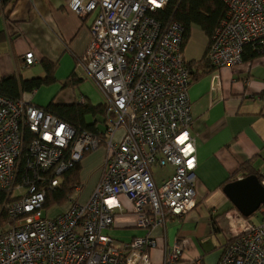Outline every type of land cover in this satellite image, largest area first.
Masks as SVG:
<instances>
[{
	"label": "built area",
	"instance_id": "built-area-1",
	"mask_svg": "<svg viewBox=\"0 0 264 264\" xmlns=\"http://www.w3.org/2000/svg\"><path fill=\"white\" fill-rule=\"evenodd\" d=\"M167 1L68 3L77 16L93 14L90 41L76 66L104 97L103 132L77 130L30 101L0 94V221L6 225L0 264H155L150 250L157 239L150 228L195 208L191 70L182 25L170 20L162 26L156 17ZM222 2L224 16L206 49L213 69L241 63L247 45L264 50V0ZM35 63L33 52H25L23 67ZM101 145L106 156L89 197L78 202L71 194L64 211L44 215L47 192ZM166 166L173 173L157 184L153 169ZM120 195L132 203L136 226L145 233L118 246L103 231L121 211ZM258 210L260 217L223 247L216 264H264V204ZM181 254L167 247L161 264H179Z\"/></svg>",
	"mask_w": 264,
	"mask_h": 264
},
{
	"label": "crops",
	"instance_id": "crops-1",
	"mask_svg": "<svg viewBox=\"0 0 264 264\" xmlns=\"http://www.w3.org/2000/svg\"><path fill=\"white\" fill-rule=\"evenodd\" d=\"M69 1L12 0L7 4L0 15V31L5 35L0 41V78L18 71L24 78L43 75L41 60L51 61L58 68L56 72L62 70L58 76L65 80H60L64 81L62 84L73 74L76 77V61L88 47L93 14L77 16L69 10ZM207 44L208 37L203 30L192 26L183 47L184 59L199 61L205 55ZM27 51L33 52L37 63L34 65H40L29 72L34 65L23 67V55ZM56 72L54 78H57ZM35 93L33 90L22 98L35 105H44L33 102ZM65 96L52 102H80L76 100L74 89ZM188 97L196 149V206L186 214L170 217L163 228H150V235L157 239L156 247L150 250V259L155 264L162 263L167 247L182 251L179 264L195 260H200L201 264H216L223 247L257 220L253 214L259 211L239 221V211L223 187L252 173L258 175L261 184L264 182V55L242 60L232 67L208 70L191 81ZM95 118L97 126L101 127L99 130H104L101 114L89 117L91 121ZM117 135L120 137L121 132ZM105 156L106 149L97 160V175L89 185V195L101 176ZM79 166L80 169L82 161ZM168 168L166 176L155 179L157 184L173 173V167ZM119 202L121 211L116 213L112 227L103 231L118 246L145 233L143 228L136 226L132 203L124 195L119 196Z\"/></svg>",
	"mask_w": 264,
	"mask_h": 264
},
{
	"label": "trees",
	"instance_id": "trees-1",
	"mask_svg": "<svg viewBox=\"0 0 264 264\" xmlns=\"http://www.w3.org/2000/svg\"><path fill=\"white\" fill-rule=\"evenodd\" d=\"M11 1L12 0H0V15ZM224 13L225 6L222 0H168L164 8L157 12L156 17L162 23V26H166L170 20H176L182 25V47H184L190 37L191 28L194 25L203 30L208 37L209 43L213 30L224 16ZM4 38V33L0 31V41L4 40ZM261 55H264V50H258L251 45H247L244 48L242 60H252ZM201 64L206 68L202 69ZM40 65L44 71L43 75H33L24 78L20 71H18L13 74L2 76L0 78V94L11 100H18L22 98L23 94L30 93L39 88L42 84L53 81L55 79L54 72L56 65L49 60H41ZM187 65L191 70V81L200 77L201 74L208 72V70L213 69L206 57V51L205 55L199 61L191 60L187 62ZM199 70L201 72H199ZM79 80L80 79H78V81ZM68 82L73 85L77 84L75 74L70 77ZM68 82L63 83L62 87H66ZM36 106L52 112L77 130H87L95 134L103 132V130H99L101 127L97 126V118L93 121L89 119L91 115L99 113L103 118L101 119V124H105V105L103 102L94 106L86 103V101L83 103L72 102L68 104L51 101L46 106ZM80 161L72 169L62 174V180L57 187L47 192L44 208L52 203L61 204L60 202L71 195L73 189L79 185L78 171ZM252 174L257 175L256 173Z\"/></svg>",
	"mask_w": 264,
	"mask_h": 264
},
{
	"label": "rangeland",
	"instance_id": "rangeland-1",
	"mask_svg": "<svg viewBox=\"0 0 264 264\" xmlns=\"http://www.w3.org/2000/svg\"><path fill=\"white\" fill-rule=\"evenodd\" d=\"M194 28V27H193ZM37 64V63H36ZM40 66V65H37ZM37 66H33L29 71H33L36 69ZM26 69V68H24ZM58 68H56L57 70ZM82 70V69H81ZM79 68L76 67L75 73H76V79L77 84L73 85L72 83L68 82L66 87H62V82H64V79H59L58 76L62 73V70H58L56 72L57 78L55 80L42 84L39 88L36 89V93L33 95V102L36 103V101L42 102L46 106L49 102L53 101L54 99H62V97H66L65 95L68 93V91H72L74 89V93L76 94L77 101H80V98H84L86 103H89L91 105H97L98 103H102L104 100L103 95L101 94L99 88L96 86V84L91 80L89 77L85 75L83 70L81 71ZM58 79V80H57ZM78 79H80L78 81ZM64 80V81H60ZM68 87V88H67ZM102 127L104 124H101ZM121 129L116 131V134L120 133ZM117 138V137H116ZM104 145L99 146L97 149H94L88 153H86L82 161V167L78 171V178H79V185L77 188L73 189L72 191V197L76 199L77 201L83 202L87 199L89 196V185L92 181V179L97 175L96 169L98 168L97 160L100 158V155L102 154L103 150H105ZM94 158V159H93ZM90 162H86V160H92ZM80 161V162H81ZM168 166L163 168H155L154 171V178L156 180H159L160 178L167 175ZM58 203H52L51 205L44 208L43 213L49 218L55 217L60 212L64 211L67 208L68 202L67 198L62 200ZM239 221L246 220L244 218H247L243 216L241 213H239ZM137 218V217H136ZM252 218V217H250ZM254 219L259 218V211H256L253 214ZM233 219L231 218V222ZM248 219V223H249ZM6 225L4 222L0 221V230L5 228Z\"/></svg>",
	"mask_w": 264,
	"mask_h": 264
},
{
	"label": "water",
	"instance_id": "water-1",
	"mask_svg": "<svg viewBox=\"0 0 264 264\" xmlns=\"http://www.w3.org/2000/svg\"><path fill=\"white\" fill-rule=\"evenodd\" d=\"M223 191L232 204L245 217L264 204V186L255 174H249L227 183Z\"/></svg>",
	"mask_w": 264,
	"mask_h": 264
},
{
	"label": "snow or ice",
	"instance_id": "snow-or-ice-1",
	"mask_svg": "<svg viewBox=\"0 0 264 264\" xmlns=\"http://www.w3.org/2000/svg\"><path fill=\"white\" fill-rule=\"evenodd\" d=\"M184 138L182 137L181 140H183ZM190 150V149H189Z\"/></svg>",
	"mask_w": 264,
	"mask_h": 264
}]
</instances>
